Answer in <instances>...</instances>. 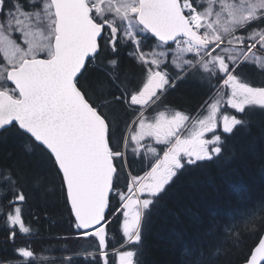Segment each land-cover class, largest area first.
Listing matches in <instances>:
<instances>
[{
	"label": "snow or ice",
	"instance_id": "obj_1",
	"mask_svg": "<svg viewBox=\"0 0 264 264\" xmlns=\"http://www.w3.org/2000/svg\"><path fill=\"white\" fill-rule=\"evenodd\" d=\"M121 51L139 79L122 71ZM101 52L104 78L93 86L85 73ZM262 57L264 0H0V130L23 137L29 157L0 167V217L9 238L30 233L17 201L26 202L29 189L47 194L52 175L77 237L94 239L92 251L82 253L89 264H110V216L122 218L120 245L132 249L116 253L118 264H143V225L174 178L187 165L218 159L222 135L246 126L257 108L264 112V86L244 73L250 62L264 70ZM189 77L220 97L205 102L202 118L148 115ZM117 106L135 117L131 128ZM138 153L141 163L147 159L142 176L131 174ZM258 207L264 213V202ZM225 232L238 238L232 225ZM18 251L32 264L33 251ZM262 262L264 238L246 258Z\"/></svg>",
	"mask_w": 264,
	"mask_h": 264
},
{
	"label": "trees",
	"instance_id": "obj_2",
	"mask_svg": "<svg viewBox=\"0 0 264 264\" xmlns=\"http://www.w3.org/2000/svg\"><path fill=\"white\" fill-rule=\"evenodd\" d=\"M105 55L101 52L88 64L85 76L93 86L103 81ZM120 56L122 71L129 78L139 79L140 69L124 51ZM244 73L253 86H264V70L258 64L250 62ZM168 91L163 104L150 110L149 116L167 110L195 118L214 93L191 77L178 81ZM119 115L131 128L135 117L126 115L123 109H119ZM246 119V126H239L234 134L222 135V139L227 136L226 146L218 159L187 165L150 209L143 225L144 251L139 257L143 264H245L250 258L264 235V213L258 207L264 202V112L257 108ZM24 145V138L14 130L2 132L0 167L24 164L29 159ZM146 167L147 159L141 163L138 153L132 159L131 174L142 176ZM128 171L126 166L125 172ZM59 183L57 177L50 175L47 194L29 189L28 200L17 204L30 233L17 232L15 239H10L0 217V264H26L29 258L20 256L21 247L33 251L32 264H69V258L70 264H89L82 253L92 251L94 239L77 237ZM115 205L113 200L112 206ZM110 220L107 250L114 251L121 248L122 218L110 216ZM210 224L216 225L215 231H210ZM252 224L256 225L255 231L251 230ZM229 225L238 238H228L225 228ZM118 252L109 254L110 264H118Z\"/></svg>",
	"mask_w": 264,
	"mask_h": 264
},
{
	"label": "rangeland",
	"instance_id": "obj_3",
	"mask_svg": "<svg viewBox=\"0 0 264 264\" xmlns=\"http://www.w3.org/2000/svg\"><path fill=\"white\" fill-rule=\"evenodd\" d=\"M229 2L231 3V2H234V0H229ZM235 2H238V0H235ZM216 9L217 10H219V4L217 3V5H216ZM259 55V54H258ZM262 58H264V57H262ZM218 99H220V97L219 96H217L216 95V93L214 92L213 93V95L211 96V98L208 100V102L209 103H212V102H215L216 100H218ZM228 112L230 113V114H234V110H232V109H228ZM171 113V112H170ZM199 113H201L199 116H196L194 119H193V122L196 120V119H198V118H202V116L203 115H205L206 114V110L202 107V109L200 110V112ZM219 132H222V127L220 128V129H218L217 130V134L219 133ZM211 137V134H209L208 135V137L207 138H210ZM149 144H151V142L149 141L148 142ZM148 154H146L145 156H147ZM161 155H162V153H161ZM19 203V201H17V204ZM17 206V205H16ZM127 248V247H126ZM117 259H118V256H117Z\"/></svg>",
	"mask_w": 264,
	"mask_h": 264
},
{
	"label": "water",
	"instance_id": "obj_4",
	"mask_svg": "<svg viewBox=\"0 0 264 264\" xmlns=\"http://www.w3.org/2000/svg\"><path fill=\"white\" fill-rule=\"evenodd\" d=\"M3 131L2 130H0V134L2 133ZM262 238H264V235H263V237ZM258 246V245H257ZM254 251V250H253ZM246 264V263H245ZM262 264H264V262H262Z\"/></svg>",
	"mask_w": 264,
	"mask_h": 264
},
{
	"label": "bare ground",
	"instance_id": "obj_5",
	"mask_svg": "<svg viewBox=\"0 0 264 264\" xmlns=\"http://www.w3.org/2000/svg\"><path fill=\"white\" fill-rule=\"evenodd\" d=\"M176 83H177V82H176ZM176 83H175V84H176ZM168 92H169V91H168ZM168 92H167V93H168ZM193 119H194V118H192V120H193Z\"/></svg>",
	"mask_w": 264,
	"mask_h": 264
}]
</instances>
